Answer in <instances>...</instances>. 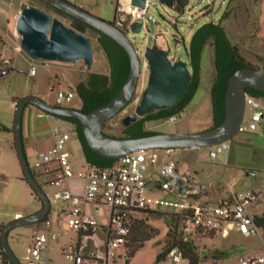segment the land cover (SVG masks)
Listing matches in <instances>:
<instances>
[{"label": "rangeland", "instance_id": "1", "mask_svg": "<svg viewBox=\"0 0 264 264\" xmlns=\"http://www.w3.org/2000/svg\"><path fill=\"white\" fill-rule=\"evenodd\" d=\"M17 1L0 0V10H3L8 2H13L15 6ZM68 1L75 2L76 6L108 22H112L115 19L116 0ZM40 2V0H23V3L33 5L51 14L70 27L71 20L55 13V11ZM185 3V8L179 12L174 8L162 5L158 1L153 2L148 8L146 15V18L149 19L147 27H143L138 33H126L138 50L140 58H142L145 48L156 46L157 50L165 49L170 60L175 58L177 61L186 62L190 69L186 49L193 34L206 23H219L225 12H229L227 19L221 23L229 39L237 46L239 53L246 62L260 68L261 72L264 73V0H185ZM7 9L10 10V8ZM89 36L94 48V63L89 71L83 62L59 64L34 60V64L37 67L36 75L29 77L28 69L31 59L25 53L17 52L9 45L0 48V54L4 53L12 59L11 66L0 67V124L13 123L15 110L12 104L13 101L18 102L25 96H36L49 104H55V92L57 89L64 90L70 84L75 85L88 72L108 74L109 66L105 55L98 46L94 35ZM157 36L160 38L159 42L155 40ZM148 75L149 72L139 79L135 97L128 107L105 123V133L113 137H121L123 135L122 120L127 115H130L137 106L141 93L146 87ZM214 76L213 56L208 46L204 48L202 54L199 88L190 104L178 114L175 122L166 120L151 122L145 125V129L155 133H191L209 129L212 126L209 91ZM50 86L53 87L52 91ZM63 106L81 109V101L76 96L72 102ZM252 113V109L247 107L244 125L248 124ZM28 116L27 112L23 114L22 124L27 121ZM54 126L56 125L52 124L51 127L47 126L45 128L49 129L52 134ZM65 126L71 134L68 146L72 151H75L80 161L74 168L81 170L85 168V161L79 141L72 131V125L66 123ZM233 139L228 143L231 144ZM12 143H14L13 134L8 135L0 130V176L6 181V184L0 183V230L2 225L14 221L16 214H20L22 217L29 216L35 213L37 211L36 208L39 206L38 201L32 195L29 185L21 180L23 177L22 169L16 152L11 147ZM222 154L218 156L217 160L221 158ZM175 157L177 161L188 165L192 183L198 186L207 185L210 179L209 170L215 166L209 158L208 148L180 150ZM36 159V157H28V165L31 168L34 166ZM34 170L38 175V183L50 200L51 210L47 216L48 222L51 230L58 234V239L48 244L47 251L43 255V264H73L65 258L63 250L69 247L73 240H77L78 233L68 227L67 219L65 216L60 215L59 210L65 209L66 205L54 199V193L57 188L46 182V180L50 179L48 176H41L42 169ZM195 172H198V175ZM174 214L169 210L161 209L157 213L150 215L142 226L149 239L136 244V246H142L141 250L130 258V251L134 249V245L130 244V248L126 249L124 247L110 248L109 253L113 254V258H109V264H126V261L128 264H174L170 259L158 261L159 255L167 246L172 244L173 239L175 237L176 239L179 238L178 218ZM107 215L108 210L105 207H101L99 213L93 216L98 224L93 240L100 253L104 252L107 241V236L102 229L107 225ZM33 229L43 231L46 229L45 223L40 222L34 225L16 227L8 233L7 240L10 248L21 264H27L25 256L31 243ZM210 238H192L199 258L217 249L224 251V261L221 264H228L225 261L228 257H231L233 261V250L235 249L230 246V243L235 242V238L231 236L228 239H223L219 234L210 236ZM237 241L239 240L237 239ZM0 264H2L1 257ZM176 264H188V261L182 259Z\"/></svg>", "mask_w": 264, "mask_h": 264}, {"label": "built area", "instance_id": "2", "mask_svg": "<svg viewBox=\"0 0 264 264\" xmlns=\"http://www.w3.org/2000/svg\"><path fill=\"white\" fill-rule=\"evenodd\" d=\"M156 1L160 2L145 0L144 6L140 8L134 6L132 0H116L115 26L125 28L127 32H130L134 22H140L141 29L147 27L148 8ZM155 40L159 42L160 38L157 36ZM15 51L22 52L19 45ZM140 59L141 78L149 72V65L144 56ZM170 61L174 63L177 60L174 58ZM11 65L12 59L1 53L0 67ZM36 70L34 60H31L28 76L34 77ZM52 89L50 86L51 91ZM75 97L73 87L57 89L53 105L64 107V104L72 102ZM260 99L248 94L245 96V107L252 108L253 113L250 124L244 125L243 118L239 132L252 131L253 123L260 121L264 111ZM13 106L15 107L16 103ZM177 116L178 114L172 115L166 121L175 122ZM52 136L53 145L38 155L32 168L42 169L41 176L50 178L46 182L57 188L54 199L66 205L65 209L59 210L60 215L65 216L68 227L74 229L83 239L82 245L73 240L72 244L63 250L65 258L73 264H109V258H113L109 249H125L132 225L142 218L143 211L157 212L166 209L175 213L178 218L177 227L180 229L178 239L193 246V237H202L208 233L226 238L230 230H236L245 237L257 236L263 231L256 224V218L264 214V189L239 192L228 202L215 206L198 203L195 197L200 194L201 188L192 183L188 165L177 161L175 157L181 149L141 150L116 159L113 166L106 169H96L85 163V168L76 170L70 161V133L54 128ZM229 148L228 142L209 147L208 154L212 163L215 164L218 156ZM32 168L30 167L31 170ZM181 168L183 173L179 172ZM250 175L255 176L256 173ZM74 181L83 183L82 193L70 188L69 184ZM179 181L181 185L178 184ZM0 183L6 184L1 176ZM181 186L185 189V194L180 193ZM101 207L108 210V215L105 216L107 225L102 228L107 241L104 252L96 254L88 249L87 242L91 238L89 233L98 229L93 216L99 213ZM15 218L19 219L21 215H15ZM43 222L45 230L34 229L31 233V243L25 256L27 264H43V255L48 244L58 239V234L51 230L48 219ZM168 259L174 264L179 263L184 259L183 253L177 246H172L162 261ZM198 264L210 263L201 258ZM238 264H264V252L241 257Z\"/></svg>", "mask_w": 264, "mask_h": 264}, {"label": "water", "instance_id": "3", "mask_svg": "<svg viewBox=\"0 0 264 264\" xmlns=\"http://www.w3.org/2000/svg\"><path fill=\"white\" fill-rule=\"evenodd\" d=\"M40 1L86 23L96 31L114 40L128 56L129 75L121 90L112 100L89 113H84L80 109L58 107L36 96H25L16 103L13 117L15 152L22 169L23 178L40 200L41 208L29 216L15 219L2 227L0 246L12 264L21 263L8 243L9 231L16 227L34 225L43 221L51 209L49 198L34 177L24 150L22 116L26 106H34L54 116L78 120L90 149L102 158L116 160L141 150L164 148L189 150L209 148L229 142L238 135L243 122L247 88H253L264 93L263 72L252 68L239 69L229 77L225 93V119L217 127L199 132L155 133L130 138H117L106 135L102 131V126L128 107L135 95L141 74L139 54L132 40L112 22L97 17L67 0ZM144 1L132 0V4L141 8L144 6ZM159 1L162 5L173 8L174 0ZM15 29L20 37V49L31 60L59 64L83 62L88 71L94 63V48L89 35L75 31L58 18L33 5L21 4L15 21ZM140 30V22H134L130 27L132 33H138ZM142 56L149 65L148 80L134 113L127 115L122 120L125 127L153 110L174 107L184 96L191 81V70L188 68V64L183 61L172 63L168 59L167 51L147 47ZM179 172L183 173V168ZM178 184L181 185V181ZM180 193L185 194V189L182 186L180 187Z\"/></svg>", "mask_w": 264, "mask_h": 264}, {"label": "trees", "instance_id": "4", "mask_svg": "<svg viewBox=\"0 0 264 264\" xmlns=\"http://www.w3.org/2000/svg\"><path fill=\"white\" fill-rule=\"evenodd\" d=\"M185 6V0H174L173 8L175 10L181 12L185 8ZM55 11L71 20L70 27L75 31L86 35H90L91 32L94 33L96 35V42L107 60L109 66L108 74H96L88 72L85 77H83L73 86L76 96L81 101L80 110L84 113H89L107 104L121 90L129 75V59L121 46H119L114 40H112L105 34L96 31L86 23L74 17H71L70 15L60 10L56 9ZM228 15L229 12H225L219 23H206L198 28L193 34L189 46L186 49V55L191 70V81L182 99L174 107H163L161 109L153 110L144 115L142 118H138L133 124L127 127L122 126L123 135L117 138L143 137L155 134V132L146 130L145 125L151 122L167 120L172 115L182 112L184 108L190 104L199 88L201 78L202 54L204 48L208 46L211 49L215 68V76L211 83L209 91L212 111V126L210 128L217 127L223 123L225 119V93L229 77L237 70L243 68H252L261 71L260 68L254 67L246 62L239 53L237 46H235L229 39L226 31L221 25L222 21L227 19ZM112 23L115 25V19L112 21ZM120 29L125 34L127 33L125 28ZM154 49L157 50L156 46H154ZM247 94L255 98H264L263 92L253 88H247ZM134 97L135 96H133V98ZM43 113L51 115L46 112ZM54 117L62 119L74 125L76 137L81 146L84 160L87 165L96 169H106L113 166L116 160L102 158L96 155L90 149L85 139L81 124L78 120L68 117ZM104 125L102 126L103 132ZM0 130L13 134V126L9 129L0 124ZM105 134L108 135L107 133ZM13 149L15 150L14 143ZM31 171L34 177L37 179L38 175L36 174V172L33 169ZM21 180L25 181L23 177L21 178ZM32 195L40 203V200L36 197L33 191ZM155 213L157 212L143 211L142 218L137 220L132 225L131 234L129 236L127 244L125 245V249L130 248V244L134 245V249L130 251V258H132L135 253H137L142 248V246H136V244L149 239L146 231L142 226L144 221L147 220L150 215ZM174 215L177 216L176 214ZM256 224L264 232V214L260 218H256ZM89 235L92 236L93 233L91 232L89 233ZM213 235V233L204 234L202 238H210V236ZM172 246H177L182 251L183 257L188 261V264H198L201 259L197 255L192 244L183 243L181 240L176 239L175 237L172 244L170 246H167V248H165V250L159 255L158 261H162L166 257L168 249ZM217 255V252H214L212 256L217 257ZM0 257L2 260V264H12L9 258L2 251L1 246ZM126 264H128L127 261Z\"/></svg>", "mask_w": 264, "mask_h": 264}, {"label": "crops", "instance_id": "5", "mask_svg": "<svg viewBox=\"0 0 264 264\" xmlns=\"http://www.w3.org/2000/svg\"><path fill=\"white\" fill-rule=\"evenodd\" d=\"M21 4H23V0H18L15 6L13 2H8L7 6L3 10H0V48L9 45L15 49L19 45L20 37L15 29V21ZM7 8H10V10ZM73 86L70 84L67 87ZM260 101L264 107V98H261ZM14 103L17 102L13 101L12 104ZM26 112L29 116L27 121L22 124V139L27 159L28 157L38 158L40 153L47 151L53 145L54 138L49 129L47 130L45 127H51L52 124H55L56 126L53 129L60 128L70 133L65 126L68 122L62 119L47 115L31 105H28L24 109L23 114ZM250 123L251 121L249 120L248 124ZM1 125L10 129L13 123ZM72 131L75 133L74 125H72ZM4 133L8 135L12 134L10 132ZM11 147L13 149V143ZM229 147V150L223 153L221 158L217 160L215 166L210 168V179L207 185L199 186L201 188L200 194L195 197L198 203H207L215 206L228 202L239 192L264 189V111L262 112L260 121L253 123V130L239 132L231 144H229ZM70 161L73 165L80 163L75 151H72L71 148ZM250 173H256V175L251 176ZM195 174L198 175V172H195ZM69 186L77 193L83 192L82 182L74 181ZM38 204L37 211L41 208V204L39 202ZM94 234L95 232L87 242L88 249L90 246V250L99 254V250L96 248L95 241L93 240ZM231 236L235 238V242H231L230 246L235 250H233V261L231 257L225 259L228 264H238V259L241 257L264 252L263 231L257 236L245 237L236 230H230L226 238L221 237L228 239ZM75 242L80 245L84 243L79 234ZM214 252H217V257L212 256ZM200 258H203L205 262L210 264H221L224 261V251L216 249L204 254Z\"/></svg>", "mask_w": 264, "mask_h": 264}, {"label": "flooded vegetation", "instance_id": "6", "mask_svg": "<svg viewBox=\"0 0 264 264\" xmlns=\"http://www.w3.org/2000/svg\"><path fill=\"white\" fill-rule=\"evenodd\" d=\"M68 1V0H67ZM68 2H70V3H72V4H74V5H77L75 2H73V1H68ZM40 3H42V4H44V5H46V6H48L51 10H53V11H55L56 9L55 8H53V7H51L50 5H48V4H46V3H44V2H40ZM55 13H57L56 11H55ZM57 14H59V15H62V14H60V13H57ZM63 16V15H62ZM90 35H94V33H90ZM135 110V109H134ZM134 110H133V112L132 113H134ZM132 113H130V114H132ZM4 225H2L1 226V229H2V227H3ZM1 231V230H0Z\"/></svg>", "mask_w": 264, "mask_h": 264}]
</instances>
